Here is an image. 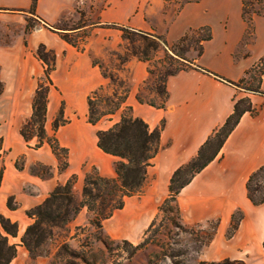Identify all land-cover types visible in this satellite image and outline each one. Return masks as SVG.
<instances>
[{"label": "crops", "instance_id": "1", "mask_svg": "<svg viewBox=\"0 0 264 264\" xmlns=\"http://www.w3.org/2000/svg\"><path fill=\"white\" fill-rule=\"evenodd\" d=\"M9 1L11 8L17 9H24L31 2ZM139 1L37 0L36 12L43 20L57 23L80 4L91 22H118L141 31L151 30L159 21L144 20ZM160 2L149 0L148 8ZM190 6L199 8L197 14L175 34L172 20L165 32L168 39L176 40L187 31L208 26L211 38L202 42V54L196 63L211 73L188 67L168 75L163 106H152L139 102L135 96L147 78V64L130 59L119 71L129 85L124 103L96 124L88 122L87 97L105 83L99 66L92 61L94 56L106 55L96 48L104 44L105 40L96 35L103 27L90 23L77 28L75 32L90 28L84 49L77 50L42 26L27 32L21 10L0 8V215L17 224L16 235H7L8 243L16 248V255L8 264H45L49 259L31 257L20 239L33 222L27 211L43 203L56 186L74 177L71 188L79 199L82 178L89 168H95L103 177L115 176L118 158L97 146L96 132L118 122L125 106L150 129L160 127L159 147L147 167L143 192L125 197L123 206L103 221V229L110 236L135 240L167 197L172 173L195 157L204 141L232 113L234 102L242 97L249 98L253 111L241 115L218 154L180 189L176 205L186 223L216 220L214 234L201 251L203 260L264 264V201L253 204L246 188L249 175L264 167V93H251L225 81H239L264 56V11L254 12L247 22L242 13L243 0H198L185 3L177 17ZM40 44L55 54L44 128L47 136H54L65 149L62 167L46 142L32 147L35 137L25 141L20 134L21 126L31 115L33 95L43 76V64L34 55ZM260 87L264 92V73ZM61 107L66 122L53 130L52 120ZM33 166L44 167L45 171L34 172ZM9 199L13 208L7 205ZM86 213L82 208L67 228L84 224ZM232 222L236 225L229 234ZM0 231L3 233L1 225Z\"/></svg>", "mask_w": 264, "mask_h": 264}, {"label": "rangeland", "instance_id": "2", "mask_svg": "<svg viewBox=\"0 0 264 264\" xmlns=\"http://www.w3.org/2000/svg\"><path fill=\"white\" fill-rule=\"evenodd\" d=\"M7 1L9 0H0L1 9L21 10L19 13L25 18L26 23L28 20L34 25L32 29L42 26L51 32H56L62 40L77 50L84 49L87 37L90 35V28L77 32L75 30L97 22L93 18L91 22V17L81 8L80 4L76 5L73 12L67 14L66 18L57 23H50L43 20L36 10L35 15L27 12L30 2L26 8L17 9L11 8V5H9L11 1L9 3ZM97 2L99 3L100 0H97ZM160 3L158 6L152 3L150 4L151 7L148 8L149 0L139 1L143 19L148 22L151 20L159 21V24L151 26V30L142 31L161 35L168 45H171L177 39L171 40L167 38L165 30L168 23L175 20L174 30L172 29V32L175 34L178 28L186 24L192 16L197 14L199 8L197 6H190L184 14L177 17V7L174 2L169 3L161 0ZM263 11L264 0H244L242 13L245 21L249 22L254 12L261 13ZM97 26L103 27L102 30H99L100 33L97 32V37L103 38L105 41L103 45H98L96 48L106 55L103 58H98L97 56L92 58L93 64L99 66L105 78V83L94 90L96 92L95 107L99 111H106L110 107L112 108L115 103H120V99L125 96V93L128 95V82L120 76L119 71L124 69L125 64L130 59L140 60L133 53L140 54V51L148 47L150 40L143 39L142 35L135 32L140 29L124 23L103 22L96 23L95 27ZM190 32L191 37L188 44L196 47L198 38L205 35L206 32L201 31L199 34L191 30ZM148 53V60H140L147 64V78L139 85L135 96L136 99L138 98L144 103L158 106L164 101L162 88L166 72L175 70L177 67L185 65V63L175 58L171 51L165 48L163 44H160L157 50H150L149 48ZM195 53V50L190 49L186 55L188 58H193L195 57ZM258 75L257 71L253 72L252 77H249L243 86L255 87L258 82ZM121 113L127 112L122 109ZM107 118L108 116H103L101 120ZM35 139L37 140L36 137ZM35 143L32 144V147ZM56 155L60 160L59 167L64 166L65 153L57 152ZM31 170L41 173L45 171V168L33 166ZM95 173H97L95 168H89L84 173L81 188L79 189V199L72 192L75 202L82 201V186L86 176H94ZM263 176L264 173H258L250 183L251 187H254L256 183L262 186L261 179ZM82 208L87 212V220L83 221L84 224H80L69 230L67 224L77 216ZM107 208H109V205H107ZM163 208L164 211L158 209L151 222L137 239L130 240L128 238H115L106 233L103 229V221L105 219L100 222V227L96 226L93 223L95 217L94 211L88 210L86 206H83L66 224L44 226L46 233L42 234L38 244L32 245V252L29 253L31 257L49 256L45 264H235L231 259H229L230 262L228 263L223 262L225 259L219 261L202 259L201 251L209 243L214 234L216 220L189 224L182 221L178 207L174 202H168ZM138 244L139 247L134 248ZM62 245H66L70 251H73V256L65 253L61 248Z\"/></svg>", "mask_w": 264, "mask_h": 264}, {"label": "trees", "instance_id": "3", "mask_svg": "<svg viewBox=\"0 0 264 264\" xmlns=\"http://www.w3.org/2000/svg\"><path fill=\"white\" fill-rule=\"evenodd\" d=\"M165 2H174L176 4V13L180 11L182 6L188 2L198 0H164ZM244 2V0H243ZM37 0H31L28 13L35 15ZM248 22V21H247ZM34 25L27 20L26 31H30ZM250 27H248V30ZM194 33L199 34L205 31V35L197 40L196 47L188 44L191 32H185L176 42L168 45L167 41L161 36L154 33L136 30V33L142 35L143 39L150 40L148 47H145L138 53H133L140 60H148V52L157 50L160 44L171 51L172 55L180 62L185 63L177 67L175 70L167 71L163 80L162 92L164 97L166 94L164 82L168 75H171L179 70L188 67L196 68L208 73L207 69L200 67L196 63V59L202 54V42L211 38V31L208 26H200L196 28ZM190 49L195 50V57L188 58L187 52ZM171 55V56H172ZM35 56L42 62L44 70L43 76L40 78L37 88L35 89L32 99V112L28 120L21 126L20 134L29 141L32 137H36L34 147H39L43 142H46L52 151L65 153V149L61 148L54 136H47L44 128L45 114L47 107V97L49 89L52 86L50 73L55 66V54L53 51L46 49L43 44H40L35 51ZM258 72V82L255 87H245L243 84L252 77L253 72ZM264 73V56L251 68H249L245 76L237 82L225 80L235 86L242 87L251 93H264L260 87L261 75ZM215 77L220 78L218 75ZM3 85L0 81V94L2 93ZM96 92H92L87 97L88 104V122L96 124L101 117L111 116L124 103L125 96L120 99V103H115L114 106L106 111H99L95 107ZM137 100L144 103L140 99ZM154 106L151 103H147ZM159 106H163V103ZM121 113L120 120L107 129H99L96 132L97 146L104 152L116 156L119 160L115 163V177H103L98 173L94 176L87 175L82 186V201L75 202L71 186L72 179L65 184L56 186L50 195L34 208L27 211L29 217L33 218V222L29 224L23 235L21 236V244L31 253L32 245L40 242L43 233H46L44 226H60L69 222L80 210L86 206L88 210L94 211L95 217L93 223L100 227V222L109 218L113 211L120 209L123 206L124 198L131 195H139L143 183L146 178L147 167L151 164V159L156 154L159 147L160 127L150 129L149 126L139 117L131 114V108L125 106ZM253 108L248 97L237 99L233 105L232 113L226 118L224 123L216 129L200 146L197 154L190 161L178 167L171 175L168 184V195L159 205L158 209L164 211L163 206L168 202L176 204L177 194L180 189L185 186L193 177V175L201 170L209 163L219 152L223 142L235 127L241 115L245 112H252ZM66 119L63 118L62 107L59 109L57 116L54 118L52 128L55 130L59 125L64 124ZM162 126V124H161ZM1 150V139H0ZM264 173V167H260L252 172L246 182L247 195L253 204H260L264 201V176L261 181L263 185L255 184L251 187V182L258 173ZM9 208H13L11 199L7 201ZM109 205V208H107ZM0 225L3 233L0 231V264H8L16 255L14 244H9L7 235L15 236L17 232V224L10 221L8 218L0 215ZM236 223L232 222L231 230L235 228ZM51 233V232H48ZM139 244L134 248H138ZM63 251L73 256V251H70L66 245H62ZM264 249V241H263ZM224 263L230 262L225 259ZM235 264H245L241 260H233Z\"/></svg>", "mask_w": 264, "mask_h": 264}]
</instances>
